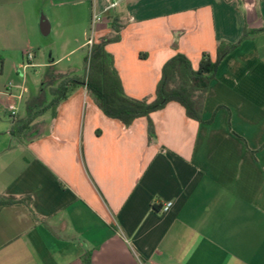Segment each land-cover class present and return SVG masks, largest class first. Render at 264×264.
I'll list each match as a JSON object with an SVG mask.
<instances>
[{
    "label": "crops",
    "instance_id": "obj_1",
    "mask_svg": "<svg viewBox=\"0 0 264 264\" xmlns=\"http://www.w3.org/2000/svg\"><path fill=\"white\" fill-rule=\"evenodd\" d=\"M45 1L47 34L64 43L42 67L88 51L95 11L93 43L118 34L105 50L124 94L137 100L153 99L175 54L196 70L220 42L264 28V0H0V92L20 84L25 52L34 60L42 50ZM6 102L0 95V196L22 201L0 209V264H264V30L219 63L200 123L169 103L149 115L150 141L146 118L124 127L82 87L18 143Z\"/></svg>",
    "mask_w": 264,
    "mask_h": 264
},
{
    "label": "trees",
    "instance_id": "obj_2",
    "mask_svg": "<svg viewBox=\"0 0 264 264\" xmlns=\"http://www.w3.org/2000/svg\"><path fill=\"white\" fill-rule=\"evenodd\" d=\"M111 28L118 33V27L114 23L111 24ZM263 30L264 28L243 29L236 43L220 42L216 46L214 60L207 54H202L196 70L192 69L186 57L179 53L175 54L162 65L160 79L154 88L151 101L133 99L124 94L113 67L112 56L105 50L108 43L119 40L118 34L109 39H101L92 43L88 49L87 55L83 58L84 71L80 76L60 74L51 65L46 68L43 89L25 102L22 116L16 115L11 120L10 135L18 143L31 141L38 132L37 120L46 113L54 118L59 104L82 87L105 117L119 121L124 127H129L135 119L146 118L149 141L154 138L149 115L162 110L169 103H177L183 108L187 119L200 123L203 97L219 63L236 49L240 42ZM45 89L49 94L48 99L45 96ZM21 201L22 198L0 196V209L17 205ZM22 204H25L27 213L33 219L30 199L27 197V202Z\"/></svg>",
    "mask_w": 264,
    "mask_h": 264
},
{
    "label": "rangeland",
    "instance_id": "obj_3",
    "mask_svg": "<svg viewBox=\"0 0 264 264\" xmlns=\"http://www.w3.org/2000/svg\"><path fill=\"white\" fill-rule=\"evenodd\" d=\"M45 10L39 14L40 18H44L47 24L50 26V18L48 15L49 11V1H45L43 4ZM94 34L91 36L90 28L87 29L86 37L93 38ZM66 37V36H65ZM40 45L42 46V50L39 52L37 50L34 51L36 54L33 63L37 66L33 68H28L25 71L24 76V84H23V95L28 98L31 94H37L41 89H43V82H44V75L46 73V68L42 67V64L48 63L51 60H55L58 57L63 55L62 52V45L63 41L62 38L60 39L58 36L51 32L45 36L39 35ZM87 55L85 49L81 51H77L71 53L69 56L61 59L59 64L55 69H64L67 66L72 68V72L66 74L67 76H80L83 71V58ZM33 56V54H32ZM56 64V63H55ZM45 96L48 99L49 94L47 89H45ZM96 105V104H95ZM97 106V105H96ZM23 106L20 105L18 108L17 113L23 115Z\"/></svg>",
    "mask_w": 264,
    "mask_h": 264
},
{
    "label": "built area",
    "instance_id": "obj_4",
    "mask_svg": "<svg viewBox=\"0 0 264 264\" xmlns=\"http://www.w3.org/2000/svg\"><path fill=\"white\" fill-rule=\"evenodd\" d=\"M115 5L116 4L113 3V4H111L110 7L112 8ZM101 20H102V16L100 13H97L95 11H93L91 13L90 21H89V28L91 31V36L94 34L95 28L101 22ZM92 43H93L92 38H89L87 40V46L90 48ZM32 58H33V56H32L31 52H25L24 60H23V63L21 64V71H20L21 82H20V84L15 85L13 83H7L4 86V88L2 89V91L0 92V95H2L7 100L4 108H5V113L7 114L8 118L10 120H13L14 117H16L17 111H18V105L22 101L23 84H24V76H25L24 73H25L26 69L32 67V64H31ZM170 206H171V202H166L160 207L159 211L162 213L167 212L169 210Z\"/></svg>",
    "mask_w": 264,
    "mask_h": 264
},
{
    "label": "water",
    "instance_id": "obj_5",
    "mask_svg": "<svg viewBox=\"0 0 264 264\" xmlns=\"http://www.w3.org/2000/svg\"><path fill=\"white\" fill-rule=\"evenodd\" d=\"M48 27L49 26H48L47 22L45 21V19L44 18H40V20H39V30H40L41 35H43V36L47 35Z\"/></svg>",
    "mask_w": 264,
    "mask_h": 264
}]
</instances>
